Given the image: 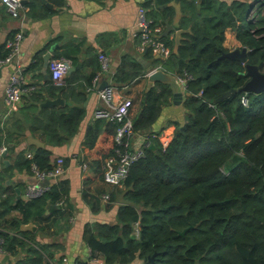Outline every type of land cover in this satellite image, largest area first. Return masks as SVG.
Returning a JSON list of instances; mask_svg holds the SVG:
<instances>
[{
	"label": "trees",
	"instance_id": "16d2710c",
	"mask_svg": "<svg viewBox=\"0 0 264 264\" xmlns=\"http://www.w3.org/2000/svg\"><path fill=\"white\" fill-rule=\"evenodd\" d=\"M252 1L236 2L234 15L247 13ZM203 2L208 27L203 25L204 17L197 21L199 12L194 0L183 8L190 15L185 21L191 32L184 34L178 56L172 52L173 39L158 35L171 49L170 63L163 66L164 70L187 79L186 90L191 95L182 105L189 114L183 124L169 122L174 129L161 138L167 140L165 145L159 138H150L154 148L145 146L143 156L131 165L124 188H114L110 200L117 196L124 200L116 222L86 226L83 239L90 249L89 258H99L105 264H264V92H236L214 102L229 89L243 87L248 78L242 74L245 64L220 58L228 51L222 45L224 30L231 25L228 11L217 9L213 0ZM170 3L171 0H145L141 7L149 8L156 18L152 21L146 16L151 28L160 26L163 31L166 22L174 21ZM262 8L264 0H259L258 20L248 21L245 28L237 27L235 36L248 50L246 63L258 65L264 72ZM200 13L204 14L202 10ZM8 52L7 49L0 59ZM143 53L153 60L152 66L158 63L149 50ZM179 58L188 60L179 63ZM142 72L139 62L124 60L113 80L122 86ZM70 76L78 77L77 72ZM93 77L91 74L86 78L89 86ZM69 83H73L71 79ZM72 89L71 85H48L51 96L58 93L67 99L73 97ZM244 95L247 105L241 102ZM30 96L32 102L37 100ZM171 98V90L162 83L145 89L131 117L133 134L160 135L152 128L162 110L171 104ZM29 107L37 110L38 106L31 103ZM30 115L50 143L63 145L77 132L84 110L63 105L42 107L38 116ZM120 125L112 119L97 118L86 129L85 157L99 155L100 160L95 161L98 170L102 171L106 158L116 156L115 136ZM122 150H126L125 146ZM50 156L48 149H37L34 157L22 160L20 168L34 174L35 164L39 171L48 172L54 165ZM5 180L0 175V184ZM5 191L0 204V239L4 253L12 257L7 264H44L53 260L48 245L38 242L36 232L23 230L22 225L45 222L40 226L42 232L56 238L63 234L70 213L66 180L60 178L43 195L26 201L16 199V190L11 186H6ZM105 192L107 189L100 191ZM60 201L65 204L59 205ZM14 210L17 216L10 215ZM93 210H98L97 204ZM134 226H138L137 235L133 234ZM184 229L188 230L181 235ZM54 245L58 254L62 244L57 239ZM20 253L25 254L24 258ZM61 262L62 257L57 260Z\"/></svg>",
	"mask_w": 264,
	"mask_h": 264
},
{
	"label": "crops",
	"instance_id": "0c3cea01",
	"mask_svg": "<svg viewBox=\"0 0 264 264\" xmlns=\"http://www.w3.org/2000/svg\"><path fill=\"white\" fill-rule=\"evenodd\" d=\"M213 1L218 3L216 8L225 6L227 10V7H229L228 14H234L232 11L234 4L242 0ZM144 2L145 0H24L21 20L11 17L0 2V58L8 49L7 42L12 39L14 33L18 31L22 33L20 47L14 59L10 62H1L0 59V147L4 146L6 148L5 154H0V175L6 179L3 184H0V204L5 198L6 186H11L15 190L19 189L20 197L18 198L16 193V199L26 201L30 198L27 194V186L35 182V176L26 172L24 168H20L23 159H30L27 157L28 153H31L34 157L37 149L46 148L51 153L52 165L58 157H62L66 161V163L64 162V175L61 177L67 182V199L70 207L66 230H63V234L56 238V235L40 230V226L45 222H34L37 225L36 239L38 242L48 245V249L55 257L54 260L62 257L67 260L68 264L87 261L90 249L83 239L86 226H94L97 222H116L118 209L124 203L121 196L113 198L108 203H103L100 200L101 190L107 189L111 195L115 187L106 186L105 188L102 186L101 170L100 168L98 170V162L95 164L96 160H100V156L85 157L84 136L88 126L96 120L94 113L97 109L111 110L108 103L99 97L98 92L101 90L100 87L103 85V81H107L108 85L117 86L113 92V102L120 100L122 97H129L133 100L134 105L131 114V117H133L138 109L142 93L146 89L147 77H144L143 74L154 67L165 68L161 63L152 66V63L154 64L153 60L147 58L143 52H139L137 48L139 40L131 36V31L136 25L138 9ZM187 2L190 1L176 0L172 5L170 3L174 10V23H172L176 25V28L183 25L188 27L189 23L185 19L190 15L183 11ZM194 3L196 5V0H194ZM203 8L204 2L202 0L200 8H197L199 12L198 21L204 17V14L200 13ZM154 10V13L158 15L159 12L155 8ZM146 16L152 21L156 19L149 8L146 9ZM236 21V27L230 25L224 30L222 45L228 50L241 48L242 46L235 36L236 29L240 25L237 17ZM232 30L235 31L233 37L231 35ZM172 38L173 34L170 33L168 39L172 40ZM233 39L237 44L230 47V42ZM48 52L50 53V60L64 57L70 62V66L76 67L71 72H77L78 77L76 79H72L71 73H67L65 77V86L71 85L73 87V97L67 99L62 94L60 96L64 99L63 105L79 107L84 110V116L77 132L69 137L63 145L50 143L42 129L31 120L30 115L38 116L43 107L41 103L44 102L46 97L51 99L56 97L55 95L51 96L48 91V85L50 82L52 83L50 70L47 68L46 71L43 68V57ZM100 55L107 58L106 72L102 70ZM154 58L159 57L155 56ZM128 59L139 62L143 72L133 78L129 84H123L127 87L122 88L120 83L113 80V77L118 74L122 61ZM13 74L20 75L24 79L25 85L30 88L34 87V89L33 94H30V92L24 93L16 109L7 114L5 89ZM91 74L94 77L92 86H89L86 78H89ZM70 79L73 82L71 84L69 83ZM30 95L36 96L37 100L32 102V96ZM31 103L38 106L37 110L29 107ZM182 103L175 105L172 103L171 98V104L162 110L152 128L153 132H161L160 138L166 137L167 134L173 131L174 126L169 124L170 121H177L181 124L185 122L189 113ZM63 105L53 106L63 107ZM109 119L107 118V120ZM28 137L38 139L40 145L28 144ZM130 142L133 147L140 145L142 134H134ZM82 162L88 163L86 171H82L80 166ZM95 204L98 206L96 212L93 210ZM1 210L3 208L0 205ZM10 215L17 216V212L14 210ZM137 232L138 226H134L133 234L137 235ZM57 239L62 244L58 254L55 253L56 246H53ZM24 255V253H20V258H24ZM11 258L10 255L0 251V264L10 263ZM135 263L137 262L133 264ZM94 264L105 263L99 259Z\"/></svg>",
	"mask_w": 264,
	"mask_h": 264
},
{
	"label": "built area",
	"instance_id": "2783aa9c",
	"mask_svg": "<svg viewBox=\"0 0 264 264\" xmlns=\"http://www.w3.org/2000/svg\"><path fill=\"white\" fill-rule=\"evenodd\" d=\"M0 2L7 9L11 17L16 19H22V3L21 0H0ZM162 32L160 26L151 28L150 20L146 17V9L139 7L135 28L131 31V36L139 40V45L137 46L140 53L149 50L152 55L161 58H168L171 54V49L168 45L161 40L158 35ZM22 40L21 31L15 32L12 39L7 42L8 54L1 60V62H10L14 59L15 55L18 53L20 42ZM102 70L106 72L107 68V58L104 55L99 56ZM70 62L65 58H52L49 61L48 68L51 73L52 83L56 86L65 85V77L68 73ZM157 68L154 67L149 69L143 74L147 77L149 73ZM179 83L182 86L183 93L186 90L187 79L177 76ZM117 86L107 85L103 89L99 90V97L103 98L111 110L97 109L94 113V118H110L119 122L121 125L116 131L115 142L117 145L116 156L106 158L102 165V180L101 184L110 187L124 188V180L128 175V171L131 165L143 156L144 147L150 145V138H160L159 134L149 133L142 134V143L138 146L133 147L130 140L124 142L125 137L133 136L132 128L133 124L131 121V109L134 105L133 100L129 97H122L120 100L113 102V92ZM127 85H122V88H126ZM34 87H28L25 85L24 79L20 75H11L5 89V103L7 106V114L16 109L17 105L21 102L24 93L32 92ZM243 105L248 104V98L244 95L241 99ZM131 139V138H130ZM162 145L167 143V140L161 139ZM125 146L126 150H122ZM6 150L4 146L0 147V154ZM28 158H32V154H27ZM82 171L88 169V163L82 162L80 164ZM33 175L35 176V182L30 183L27 186V194L30 198H36L43 195L50 189V185L57 183L58 180L64 175L65 166L64 159L58 157L52 167L48 172H41L38 170L35 164L32 165ZM46 181H48L46 183ZM100 200L103 203H108L110 201V191L103 193L100 196ZM59 205L63 206L65 203L60 201ZM2 241L0 239V251L4 253L1 246ZM99 261V258H88L86 264H94ZM44 264H58L56 260H48ZM61 264H68L65 258H62ZM76 264V263H73Z\"/></svg>",
	"mask_w": 264,
	"mask_h": 264
},
{
	"label": "water",
	"instance_id": "95a60500",
	"mask_svg": "<svg viewBox=\"0 0 264 264\" xmlns=\"http://www.w3.org/2000/svg\"><path fill=\"white\" fill-rule=\"evenodd\" d=\"M176 0H172L171 1V5L175 2ZM187 1H191V0H187ZM201 1L202 0H196V7L199 9L201 6ZM24 0L21 1V3H23ZM252 4H255V1H252ZM227 11H230V8L227 7ZM229 17L232 20L231 25L233 27H236L237 25V21H236V16L233 13H229ZM174 23V21H173ZM171 24L169 22H166L165 24V28L163 30L162 33V37H168L170 33L173 34V48H172V52L174 54H176L178 56V49L179 46L182 44V40H184V34L185 33H190L191 32V27L188 26L186 28H182V27H178L176 28V25ZM248 53V50L245 46H242L241 48H235L232 50H228L226 52H223L220 55V58H228L231 60H236L239 61L243 64H245V71L242 72V74L247 76V81L244 84L243 87L239 88V89H234L231 88L229 89L226 93H224L223 95H221L220 97H218L217 99L214 100V102H220L228 97H230L232 94L236 93V92H245V93H254V94H260L264 92V72H261L259 70L258 65H251L246 63V55ZM44 63H43V68L47 71L48 68V64L50 61V53H46L44 55ZM188 59H182L179 58V63L183 62V61H187ZM76 67L74 66H70L68 73H71ZM156 83H162L164 85H167L169 87V89L171 90L172 93V103H174L175 105H180L183 100H184V95L190 96L191 93L186 91L185 93H183V89L181 84L179 83L177 76L174 75L173 73L167 72L166 70H164L162 67L161 68H157L154 71H152L151 73H149L147 75V84H146V90H149L151 87H153ZM108 85L107 81H103V85H101L100 89L106 87ZM64 104V99L60 96V94L57 93L56 97L51 99L49 97H46L44 102L41 103V105L43 107H51L53 105H63ZM28 144H34V145H40V143H38V139L33 138V137H28L27 140ZM151 149L154 148L153 143L150 144L149 146ZM5 152L2 153V155H4ZM48 181H46L47 183ZM16 193L18 198L20 197V191L19 189H16ZM22 229L23 230H30L35 232L37 229V226L35 224L31 222L26 223L24 225H22ZM188 229H184L182 231H180L179 233L181 235H183ZM7 258V255L5 256Z\"/></svg>",
	"mask_w": 264,
	"mask_h": 264
},
{
	"label": "rangeland",
	"instance_id": "374dc122",
	"mask_svg": "<svg viewBox=\"0 0 264 264\" xmlns=\"http://www.w3.org/2000/svg\"><path fill=\"white\" fill-rule=\"evenodd\" d=\"M255 1V4H252V5H249V8H251L246 14L245 13H243V14H238V13H236V17H237V19H238V21H239V26H241L242 28H245V27H247V22L249 21L250 23H254V22H256L257 20H258V15H257V11H258V6H259V0H254ZM215 2V1H214ZM215 4L216 5H218V3L217 2H215ZM220 6V5H219ZM221 7V6H220ZM223 8H225V6H222V8L221 9H219L220 11H225ZM218 9V8H217ZM264 11V8H262V13H264L263 12ZM202 12L204 13V18H203V25L204 26H206V27H208V25H209V20H208V17H207V15H208V13H207V10L205 9V8H203L202 9ZM198 21V20H197ZM233 32H235V31H233L232 30V32H231V35H232V37H233ZM224 40V39H223ZM232 43H234V44H232ZM236 41L233 39L232 40V42H230V47H233V46H236ZM242 47V46H241ZM171 58V57H170ZM156 62H158V63H161L163 66L164 65H166V64H168L169 62H170V59H168V58H161V57H159V58H156V60H155ZM133 108V107H132ZM135 110V109H134ZM131 114H132V109H131ZM132 116V115H131ZM69 221L71 222V219L69 218ZM136 233V232H135Z\"/></svg>",
	"mask_w": 264,
	"mask_h": 264
},
{
	"label": "flooded vegetation",
	"instance_id": "af4514ba",
	"mask_svg": "<svg viewBox=\"0 0 264 264\" xmlns=\"http://www.w3.org/2000/svg\"><path fill=\"white\" fill-rule=\"evenodd\" d=\"M211 41H212V39H211Z\"/></svg>",
	"mask_w": 264,
	"mask_h": 264
}]
</instances>
